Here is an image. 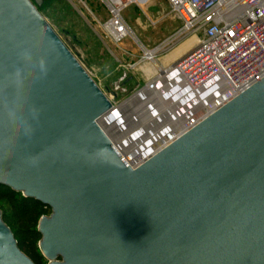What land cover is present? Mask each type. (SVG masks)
<instances>
[{
	"label": "water",
	"instance_id": "obj_1",
	"mask_svg": "<svg viewBox=\"0 0 264 264\" xmlns=\"http://www.w3.org/2000/svg\"><path fill=\"white\" fill-rule=\"evenodd\" d=\"M43 1L0 0V186L51 208L47 264H264V78L134 167ZM0 264H36L1 209Z\"/></svg>",
	"mask_w": 264,
	"mask_h": 264
},
{
	"label": "rangeland",
	"instance_id": "obj_2",
	"mask_svg": "<svg viewBox=\"0 0 264 264\" xmlns=\"http://www.w3.org/2000/svg\"><path fill=\"white\" fill-rule=\"evenodd\" d=\"M39 10L110 98L113 108H118L115 114L110 111L99 122L130 163L139 164L141 161L132 156L121 139L130 138L133 134L132 141L140 142L142 135L135 132L141 119L136 121V113L150 107L154 90L172 85L174 79L173 74L163 81L156 79L161 75L160 69L166 70L160 68V64L193 35L202 40L204 32L187 33L173 42L175 44L160 49L159 46L182 27L168 0H141L138 5L129 6L123 12V18L132 34L121 42L112 40L103 28L110 15L101 0H44ZM155 48L158 50L154 61H150L146 50L153 51ZM151 63L156 68L155 74L146 71V66ZM151 81H154L153 89L150 85L144 88ZM181 86L183 89V84ZM113 128H117L118 132L115 133ZM51 213L50 208L45 215Z\"/></svg>",
	"mask_w": 264,
	"mask_h": 264
},
{
	"label": "built area",
	"instance_id": "obj_3",
	"mask_svg": "<svg viewBox=\"0 0 264 264\" xmlns=\"http://www.w3.org/2000/svg\"><path fill=\"white\" fill-rule=\"evenodd\" d=\"M101 1L110 15L106 33L116 42L131 36L123 12L141 0ZM168 1L182 27L159 48L200 30L204 38L160 74H173L193 98L213 102L209 115L264 78V0Z\"/></svg>",
	"mask_w": 264,
	"mask_h": 264
},
{
	"label": "bare ground",
	"instance_id": "obj_4",
	"mask_svg": "<svg viewBox=\"0 0 264 264\" xmlns=\"http://www.w3.org/2000/svg\"><path fill=\"white\" fill-rule=\"evenodd\" d=\"M199 41L200 40L198 36L193 35L178 49L171 53L170 56H167L165 61L175 59L177 56L181 55L189 48H192V46L196 45ZM157 50L158 49H155L153 51L146 50V55H148V57H146L150 61H154V55ZM146 71L148 74H155L156 68L151 63L146 66ZM167 77L170 78L172 77V75L168 74ZM156 79L163 81L166 78L160 75ZM171 84L172 85L168 86L165 85L161 89L158 87L156 90H154V94L152 93L154 95V100L152 102L151 99L152 104L150 105V107L147 108V110H141L139 113H136L138 115H135L136 121L138 119H141V121L139 120L138 122L140 124L136 126L137 129L135 132L137 133L138 131L139 135H142L140 142L136 143L137 141H132L133 134L131 137L129 136L130 138H124L123 140L121 139L122 144L129 147L132 156L141 161H139V164L157 153L166 144L175 140L184 131H187L200 120L204 119L207 115H209L214 107L213 102L207 101L204 103L201 100L193 98L192 94L185 91V87H183V89L181 88L182 86L178 78L172 79ZM227 93L228 92H226V94ZM117 109L112 108L110 111L115 114ZM113 130L115 133L118 132L117 128H113ZM121 153L123 152L121 151Z\"/></svg>",
	"mask_w": 264,
	"mask_h": 264
},
{
	"label": "trees",
	"instance_id": "obj_5",
	"mask_svg": "<svg viewBox=\"0 0 264 264\" xmlns=\"http://www.w3.org/2000/svg\"><path fill=\"white\" fill-rule=\"evenodd\" d=\"M0 209L20 249L36 264H46L47 259L39 248L42 235L38 231V223L50 207L10 187L0 186Z\"/></svg>",
	"mask_w": 264,
	"mask_h": 264
},
{
	"label": "crops",
	"instance_id": "obj_6",
	"mask_svg": "<svg viewBox=\"0 0 264 264\" xmlns=\"http://www.w3.org/2000/svg\"><path fill=\"white\" fill-rule=\"evenodd\" d=\"M189 50H191V48L188 49V51H189ZM188 51L182 53L181 55L177 56V57H176L175 59H173V60H169V61H165V62L161 63V64H160V68H167V67L173 65L177 60H179V59H180L185 53H187ZM166 63H167V64H166Z\"/></svg>",
	"mask_w": 264,
	"mask_h": 264
}]
</instances>
